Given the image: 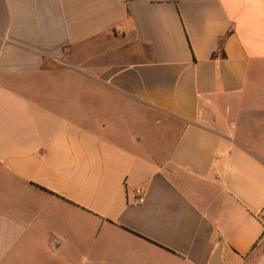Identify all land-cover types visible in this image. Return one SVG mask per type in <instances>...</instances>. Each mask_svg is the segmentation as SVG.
<instances>
[{"label": "crops", "instance_id": "1", "mask_svg": "<svg viewBox=\"0 0 264 264\" xmlns=\"http://www.w3.org/2000/svg\"><path fill=\"white\" fill-rule=\"evenodd\" d=\"M263 206L264 0H0V264H264Z\"/></svg>", "mask_w": 264, "mask_h": 264}, {"label": "built area", "instance_id": "2", "mask_svg": "<svg viewBox=\"0 0 264 264\" xmlns=\"http://www.w3.org/2000/svg\"><path fill=\"white\" fill-rule=\"evenodd\" d=\"M138 203H142L143 202V198H139L137 200ZM258 218L262 221V223L264 224V206L262 207V209L260 210V212L258 213Z\"/></svg>", "mask_w": 264, "mask_h": 264}]
</instances>
